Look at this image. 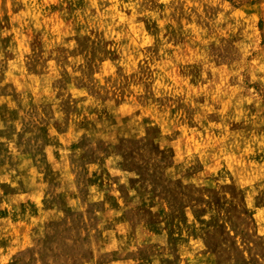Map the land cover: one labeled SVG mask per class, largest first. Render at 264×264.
Segmentation results:
<instances>
[{
  "label": "rangeland",
  "instance_id": "374dc122",
  "mask_svg": "<svg viewBox=\"0 0 264 264\" xmlns=\"http://www.w3.org/2000/svg\"><path fill=\"white\" fill-rule=\"evenodd\" d=\"M0 264H264V0H0Z\"/></svg>",
  "mask_w": 264,
  "mask_h": 264
}]
</instances>
